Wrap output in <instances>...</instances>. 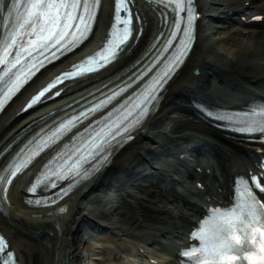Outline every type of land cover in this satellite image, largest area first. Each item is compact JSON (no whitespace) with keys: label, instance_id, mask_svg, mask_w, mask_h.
Segmentation results:
<instances>
[{"label":"bare ground","instance_id":"6f19581e","mask_svg":"<svg viewBox=\"0 0 264 264\" xmlns=\"http://www.w3.org/2000/svg\"><path fill=\"white\" fill-rule=\"evenodd\" d=\"M233 2H237V0H209L207 10L203 12L210 25L209 29L216 35L219 42H223L217 57H209V53L213 54L215 51L214 48L209 47V42L201 43L199 41V45L198 40L196 41L185 65L166 87V94L162 101L163 106L158 113L146 123L142 131L136 133L135 140L128 144L124 152L116 154L112 162L96 176L94 181L78 189L73 194V199L70 196L60 204L66 209V212L55 214L52 212L54 209L28 208L21 202L22 196L19 195V192L22 191V186L25 187L30 182V179L42 165V161H38L35 168H31L14 180L7 194L8 202L4 206L8 216L5 217L0 213V228L10 237L12 240L11 249L19 252L24 264H45L46 255L51 259L52 264H86L82 253H87V248L82 236L90 234V231L99 232L104 231L103 229L116 228L123 219L130 221L129 224L133 227L142 219L156 222L158 218H161V215H154L159 211L157 206L166 207L164 213H167L170 207H174L176 214L183 216L182 209L188 208L189 202L182 197L169 194V189L161 188L158 182L148 181L150 176L144 174L147 170L154 169L152 166L154 158H162L166 151L165 147L173 146L172 144L176 140H182L186 136L192 140L200 139L203 141L201 150L205 144L207 145L206 140L197 138L193 133L186 136L180 135V126L184 121H188L185 120L188 107H183L178 102L181 100L188 103L190 100L200 99L210 105H231L233 95L227 97L228 101L220 99L216 102L215 100L221 97L218 91H211L210 95L209 92L205 91L206 89L202 90L200 87L202 83L211 82L220 86L226 82H236L237 89L245 91L250 86H257L258 94L256 95L260 96L257 99H261V96L264 95V79L262 78L264 72V31H254L246 37H241L249 42L244 44L236 40L238 38H235L234 33L225 28L223 31L222 28L213 26V23H218V20L228 18L233 6L230 4ZM110 13L111 0H103L95 28V39L101 33L100 37H103L109 23ZM145 18L146 22L150 24V29L146 28L138 45L131 50L129 54L131 58L127 61L128 64H132L137 58L144 55L142 49L147 45L148 35L156 33L154 24L151 22V15L145 12ZM230 36L233 43H224ZM203 52L206 53L205 56L202 55ZM237 52L240 55L243 54V57L238 56L243 62L256 61L250 65L252 70L248 66H241L237 62H233L234 54ZM117 67V70L112 74L107 70L89 89L69 96L70 99L67 102H72L86 95L89 90L114 78L116 80L113 83H116L117 77L126 71V68L119 63ZM194 69L198 70L199 76L193 78L195 83H190L193 84L192 89L184 83L189 71ZM46 73V71L42 72L0 118V153L7 146L13 144L9 153L0 159V170L12 156V153L18 149L21 139L38 127L39 121L36 120L64 101H59L48 107L47 110L36 114L17 116L18 110L16 109L20 107L28 93L30 95L34 91L33 88H37L46 78ZM255 73L257 74L255 75ZM214 93H216L217 98L213 96ZM251 96L253 97L252 93ZM184 125L188 128H183V131L196 128L191 122H186ZM214 137L218 142L216 143V139L208 142L210 146L200 154L202 160H207L204 158L205 156H211L208 163L211 162V165L214 166L216 162L219 169H222L221 166H223L220 178H223L226 172L231 176L236 171L241 170L243 152L239 145L242 143L240 141H233L232 143L231 139L224 137L221 132L217 131H214ZM157 152L163 153L155 155ZM164 172L167 173V171ZM149 187L157 190V196L147 192ZM127 189H130L131 193L136 192L141 198L134 203V206L132 205L131 194L126 191ZM131 189L134 190L131 191ZM147 199L152 201L153 207L151 209L145 204L144 200ZM2 203L4 205V202ZM180 220L183 221V217Z\"/></svg>","mask_w":264,"mask_h":264},{"label":"snow or ice","instance_id":"6c2138e0","mask_svg":"<svg viewBox=\"0 0 264 264\" xmlns=\"http://www.w3.org/2000/svg\"><path fill=\"white\" fill-rule=\"evenodd\" d=\"M150 2L163 4L166 8L170 7L174 13L175 18L169 25L171 40L168 41V45L164 51H167V48L172 46V41L179 34L181 36V43L178 45L176 54L169 61L163 73L157 76L147 86L145 91L137 99V102L133 105V109L128 110L118 123L108 126L107 131L102 128L91 137V141H89L91 143V149L87 152L86 156L80 155L67 170H65L67 161L55 170H52L50 166L46 165V170L37 178L36 183L28 191L35 194L41 186L55 188L57 187V181H63L69 178V176H80L82 173V165L103 152L105 146L110 144L111 140L115 139L116 136H123V134L128 133L125 138L130 139L131 131L140 125L143 118L148 114V104L156 98L155 93L158 91V87H162V82L166 83V78H170V74L174 68L183 62L182 57L186 55L190 42L193 39L195 20L197 19V14L194 10V0H150ZM129 3H132V0H115L113 23L102 50L95 53L92 57L87 58L80 65H77L76 70L66 73L62 78H57L56 81L41 91L39 95L35 96L28 107L39 102L45 92L49 91L56 84L61 83L63 79H70L85 73L94 72L118 58V53L124 51V46L127 45L133 32L132 12L128 7ZM99 4L100 0H26L24 11L20 14L17 24L13 25L11 31L6 32L3 38H0V111L3 110V107L12 96L19 91L26 80L34 74L33 69L39 70V67L44 65L45 60L34 57L33 52L39 49L47 52L57 45H60L57 51H61V49L70 51L72 47H76L79 43L83 42L91 32ZM173 5L174 7H172ZM12 7H17L15 0ZM122 11L125 13L124 16H121ZM181 13L185 15H181ZM137 20H139L138 16ZM165 22H167V17H165ZM25 36L34 37V39H27L21 43V40ZM66 37H70V39L66 43H61L65 41ZM153 47H155V44ZM13 48L16 49L15 53L12 51ZM25 54L28 57H32L34 61L27 67L22 62ZM42 54L38 53V55ZM55 58H58L56 53H52L50 58L46 57L45 59L51 62V59ZM123 90L121 89V91ZM119 94L120 92L115 93L89 111L93 113L98 111ZM142 105L143 107H141ZM133 110H138V112L133 119L129 120V117L133 116ZM206 115L215 120L223 121L224 124L220 126L230 131L242 134H264V106H259V111H257V106H251L250 115L248 112L236 113L228 110L208 111ZM81 116L87 118L88 113H81ZM79 120L80 117H74L68 120L67 123H62L51 136L46 140H42L35 149H32L26 159H22L19 162L14 160L4 170V173L8 174L10 172L12 177L16 176L17 173L21 172L23 168H26L31 163L32 159L40 151L48 147L49 143H55L61 135L70 131ZM125 121H128V123L125 124ZM121 125L124 126L121 127ZM113 129H118V131L114 132ZM93 141L95 142L93 143ZM262 142H264V137H262ZM29 143L31 144L32 142L30 141ZM26 147L28 146L26 145ZM21 151L23 152L24 149ZM64 155V153H60L57 158H62ZM5 174H0V184L11 183V179L5 181ZM83 175L85 177L89 175L87 170H83ZM53 177L55 179H52ZM237 188L245 193L244 198L238 197L237 207L225 212L214 210L210 213L211 219L205 221L199 231L191 234L193 239L200 241V246L199 248H193L191 251L184 252L182 255L192 258L195 264H200L201 260L209 255H215L218 250L233 253L235 251L234 245L228 237L231 235L233 229L238 226L242 229L247 228L248 225L252 226L253 243L256 241V233H259L264 238V231L255 227V202L254 198L247 193V181L244 178H238ZM64 194H67V190L64 191ZM48 202V200L41 199L29 201V203H35L37 205L47 204ZM58 211L64 213L66 209L60 208ZM245 212L247 213V217H243L242 215ZM222 218H226L229 222L221 224L215 234L211 235L209 226L216 224ZM245 218H248V225H245ZM7 247V242L0 236V254L4 253ZM260 252L264 253V239L260 243ZM239 259L253 264L257 257L255 252L250 250L247 255L239 257ZM260 259L264 260V256H261ZM0 260H3V264H15L12 253H8L7 259L0 256Z\"/></svg>","mask_w":264,"mask_h":264},{"label":"rangeland","instance_id":"374dc122","mask_svg":"<svg viewBox=\"0 0 264 264\" xmlns=\"http://www.w3.org/2000/svg\"><path fill=\"white\" fill-rule=\"evenodd\" d=\"M201 24H202V29L200 30V33L202 35L201 38H203L202 41L204 43L209 42V47L210 48L212 47V48L215 49V51H213V54H211V52L209 53V57L210 58H211V56L215 58V57H217L218 52L221 50L220 49V46L222 45L223 42H219L217 40L216 35L213 34V32L211 31V29H209L210 28V25L207 22V20L205 22L203 21ZM214 26H218V24H214ZM223 26L225 27L226 25H223ZM214 39H216V40H214ZM236 40H238L239 42H242L244 44H246L248 42L246 39H243V38L236 39ZM224 43H233V39L231 37H229V39L227 41H225ZM238 56L243 57V54L240 55L238 52L235 53L234 54V57H233V62H237V64H240L241 66H245V67L248 66L250 70L253 69L250 65L253 64V63H255L256 61H254V62L251 61V62H247L246 63V62H243L241 59H239ZM207 92H210V90L207 89Z\"/></svg>","mask_w":264,"mask_h":264},{"label":"clouds","instance_id":"9594fccd","mask_svg":"<svg viewBox=\"0 0 264 264\" xmlns=\"http://www.w3.org/2000/svg\"><path fill=\"white\" fill-rule=\"evenodd\" d=\"M228 222L229 221L226 218L218 220L216 224L210 226V234L214 235L221 224ZM228 239H230L235 245H239L241 243V240L236 234L235 229H233ZM238 259L239 257L235 256L233 253L218 250L215 255H209L205 259L201 260L200 264H226V262L227 264H235Z\"/></svg>","mask_w":264,"mask_h":264}]
</instances>
